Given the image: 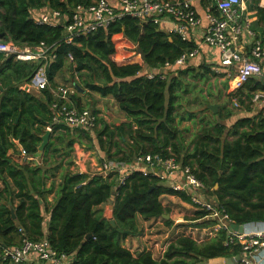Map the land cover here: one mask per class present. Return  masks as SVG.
I'll use <instances>...</instances> for the list:
<instances>
[{
    "label": "trees",
    "instance_id": "obj_1",
    "mask_svg": "<svg viewBox=\"0 0 264 264\" xmlns=\"http://www.w3.org/2000/svg\"><path fill=\"white\" fill-rule=\"evenodd\" d=\"M97 1L0 0V44L12 42L30 48L46 45L56 56L46 69L50 85L38 98L22 87L32 81L45 61L10 60L0 53V263L5 249L20 246L25 237L33 242L49 241L58 255L72 257L71 264H203L216 259L242 258L243 245L239 241L228 245L229 234L225 230L203 243L190 236H179L160 260L151 252L134 256L124 242L141 234V219L150 221L170 214L162 203L163 196H175L197 207L185 193L176 192L165 181L141 172L132 173L119 186L116 173L90 177L65 170L55 205L46 211L47 197L53 193L47 187L48 182L56 179L61 169L55 157L72 158L76 138L89 137L82 130L53 123L52 104L56 97L52 90L56 77L71 65L73 81L78 76L90 92L114 98L130 120L120 126L98 120L95 135L108 161L130 164L141 155L174 156L204 184L206 196L216 198L217 207L229 216L232 224L264 223V112L240 118L231 127L224 122L235 114L224 107L217 114L203 111L209 115L205 120L199 117L202 111L182 117L180 101L189 94L186 78H195V70L188 67L153 79L144 72L161 70L167 62H175L197 46L163 32L153 22L124 16L107 30L67 44L63 26L38 25L33 19L36 11L45 8L70 17L77 7H88ZM202 1L205 9L211 7L217 13L211 0ZM251 8L258 15L253 30L259 32L258 38L264 44V8L260 7V0H252ZM138 48L145 54V60ZM201 68L205 74L198 72L197 77L217 75L208 67ZM259 90L264 91V82L251 79L232 96L250 114L253 109L247 102ZM72 100L83 109L81 100L74 97ZM195 100L200 101L196 95ZM197 119L200 130L191 151L180 127L185 121ZM49 127L52 132L40 163L22 162V149L28 155L39 154ZM110 202L111 220H115L116 227L104 218L100 209ZM44 212L50 215L47 234L43 231ZM196 214L194 220L209 216L201 210ZM170 223L166 221L167 225ZM213 223L197 226L207 228L216 225Z\"/></svg>",
    "mask_w": 264,
    "mask_h": 264
},
{
    "label": "built area",
    "instance_id": "obj_2",
    "mask_svg": "<svg viewBox=\"0 0 264 264\" xmlns=\"http://www.w3.org/2000/svg\"><path fill=\"white\" fill-rule=\"evenodd\" d=\"M196 1L198 0H117V4L114 5L108 0H99L88 7H77L70 17L63 15L60 11L45 8L36 11L33 19L38 25L63 26L67 44H73L76 39L99 30H107L124 16H131L145 23L153 22L159 27L165 24L173 25V28L167 32L168 34H175L183 41H190L191 31L202 24L194 8ZM211 1L215 4L217 13H213L211 7L206 8L207 26L203 43L220 52V65L231 77L230 87L233 91H239L251 79L264 77V44L251 28L252 22L247 0ZM260 7L264 8V0H260ZM247 36L252 39L249 49L245 47L248 43ZM49 51L50 48L46 45L30 48L19 47L12 42L6 45L0 44V53L6 58L15 55L16 61L33 63L45 61L44 67L28 84L31 89L38 91L50 85L46 69L48 63L54 61L56 56ZM198 55L197 48L192 52L182 54L173 63L167 62L161 70L144 72V75L149 79L157 75L164 78L167 73H177L187 68ZM69 59L72 61L73 57L70 56ZM77 91L78 89L72 86L61 88L56 93L53 92L56 97V101L52 104L53 123L65 125L71 130L93 131L98 126L100 117L92 109H79L71 103ZM234 101L239 107L237 99ZM251 103L255 108L264 112V91L254 92ZM48 131L52 132V128ZM21 155L24 163H40L38 156L28 155L24 149L21 150ZM101 172L104 175L118 174L119 186L124 185L134 172L152 175L171 183L174 191L183 192L191 197L197 210L209 213L208 218L217 222L218 231H228V245L236 241L241 242L244 250L241 258L243 263L264 264V257L262 259L256 255L253 258L258 263H253L252 257L248 254L258 247L264 248V223L257 224L263 228L254 232H235L229 216L220 211L217 204H211L207 200L204 184L190 168H184L176 157L164 158L160 154H147L139 156L130 164L105 161L101 166ZM68 260L69 256L58 255L49 241L33 242L25 237L20 246L5 249L3 262L0 264H69Z\"/></svg>",
    "mask_w": 264,
    "mask_h": 264
},
{
    "label": "crops",
    "instance_id": "obj_3",
    "mask_svg": "<svg viewBox=\"0 0 264 264\" xmlns=\"http://www.w3.org/2000/svg\"><path fill=\"white\" fill-rule=\"evenodd\" d=\"M108 1L114 5L117 4V0H108ZM247 1H248V7H249V15H250V19L252 22L251 28L253 29V25L258 19V15H257V12L255 10H252V8H251L252 0H247ZM194 8L200 17L202 24L200 25V27L191 31V40L190 41H192L196 44V46L199 50V55L194 60H192L190 62L188 67L193 68L195 70L194 71L195 77L198 75V72H201L202 76L205 74L201 68L203 66L205 68L208 67L213 72H215L217 74L216 77H218L222 73L227 75L226 69H223L220 65V52L216 49H211V48L207 47L203 43L204 31H205V28L207 26L205 4L203 3L202 0H198V1L194 2ZM171 28H173V25H169V24H165V25L160 27V29L166 33ZM258 33H256V34H258ZM247 41H248V43L245 45V47L247 49H249V43L252 42V39L249 36H247ZM205 68H203V69H205ZM69 70H71V67ZM182 70H184V69H182ZM218 71H219V73H218ZM65 72L66 71L64 70L63 72L59 73L58 76L56 77V81H55L56 87L54 88V90H52L53 92L56 93L57 91H59V89L67 87L66 86L67 83H65V81L62 80ZM75 80L77 83L75 81H73V79H72L69 81L70 83H68V84H70L71 86L77 85L79 87L76 95H74L73 97L81 100L83 109H86V108L92 109L94 112H97L100 119L109 125L120 126V125H123L126 123H130V120L127 119L125 113H123L120 110V108H119V106L116 103L114 98L102 97L99 93L90 92L89 90L84 88V86L80 82L78 76L75 78ZM257 80L264 82V77H262L260 79L258 78ZM22 88L24 90H26L27 92L35 95L38 98L42 97L41 91L34 90V89L32 90L28 86V84H25ZM229 91L231 94H235L238 92V90L233 91L231 89V87H230ZM198 94H200V93L197 92V96H198ZM201 99H204V98L201 96ZM71 103H73L75 105L73 100L71 101ZM206 105H208V104H206ZM252 109H253L252 113L249 114L246 112V114H245L246 117H253L255 115H258L259 112H261L259 109L255 108L254 106L252 107ZM178 120H179V118H178ZM49 129H50V127L47 128V130H49ZM180 131L185 132V134L188 132V131L182 130V129H180ZM84 132L89 133V137L84 136V137L78 138V139L76 137H74V139L76 138V142L73 146L74 151H73V153H71L72 158L68 157L66 155L67 156L66 159L64 161L60 162L61 169L59 170L60 171L59 176L56 179L50 180L48 182L47 187L50 188L51 190H53V193L47 197V210L46 211L51 210L52 207L55 205V201L57 200V190H58L59 184L61 182V175L63 174V172L65 170H69L74 174H77V173L78 174H86V175H89L90 177H94L96 175H104L101 172V166H102L103 162L107 159H106L104 153L99 148L97 137H96V135H95V137L93 135H91L90 132H87V131H84ZM86 143H87V145H86ZM79 147H81L82 150H80ZM61 151H62V147H61ZM61 156H63V155H61ZM39 158L41 159V157H39ZM59 159H62V158H59ZM54 181H56V182H54ZM54 183H55V188H52V185ZM0 186H1V183H0ZM168 186L171 187V183H169ZM165 197L168 198L170 200V202L173 203L172 206H167L164 204L163 199ZM161 200H162L163 205L170 209V214H169L168 218L163 217L165 219V221H163L164 225L161 226V222H159L158 219L145 221L146 224H148L147 226H149V227H143L142 232L139 236L130 237L124 242V246L126 248H128L133 253L134 256L140 255L143 252H150L148 245L151 243H148V242H150L149 240H153L152 238H154V237L158 238L157 233H154L155 232L154 229H157L156 228L157 226H158V229L160 230V232H168L166 226H168V228H169L172 224H174L175 227H177V229H178L176 236L179 237V236L185 235V234H183L184 233L183 231H180V233H179V230H180L179 226H180V224H182V222H184L183 221V211L184 210H180L179 207L183 206V208H186V207L189 208L192 205L183 202L181 199H179L175 196H163ZM110 204H112V206H113L112 202H110ZM104 206L105 205H102L100 207V209L102 210ZM195 211L197 212V210H195ZM187 213H188V215L190 214L188 209H187ZM43 215L45 217V221L43 224V231L45 234H47L48 233V225H49V221H50V215L46 212H44ZM104 218L108 219V218H106L105 215H104ZM207 218L208 217H206L205 219H202V220H206ZM167 220L171 221L170 225L166 224ZM202 220H193V221L198 222V221H202ZM152 221H153V223H151ZM157 221H158V224L155 223ZM154 223L156 224V227H154L150 231V226H152ZM211 227L212 226H209L205 229L203 228L202 230L205 231L206 229H209ZM255 227H256L255 230H259V229L263 228L261 225H255ZM188 229H191V227ZM186 233H188V232H186ZM185 236H188V235H185ZM157 260H160V259H157ZM68 263L69 264L72 263V257H69Z\"/></svg>",
    "mask_w": 264,
    "mask_h": 264
},
{
    "label": "rangeland",
    "instance_id": "obj_4",
    "mask_svg": "<svg viewBox=\"0 0 264 264\" xmlns=\"http://www.w3.org/2000/svg\"><path fill=\"white\" fill-rule=\"evenodd\" d=\"M70 67H71L70 65L66 66V68L64 69L66 72L64 73L63 78H62V80L65 81V83H67L66 84L67 87H72L70 84H68V83H70L69 81L72 80L71 78L73 76L72 71L69 70ZM213 73H215V72H213ZM218 73H219V71H218ZM230 81H231V77L229 76V74L226 75L224 73H222L218 77H216V75H211L208 78H203V77H199V76L198 77L196 76L195 78H193L192 76H188L186 78V83H187V87L189 89V94L184 97L182 102L180 101V105H181V110L179 112L180 115L182 117L187 118L188 115H190V113H196V112L202 111V114L200 113L201 116H199V117H204L203 119L205 120V118L207 119L209 117V115L203 114V111L210 110L206 107L207 106L206 104H208V105H218V111L222 107H224L226 109H231V111L235 114V116L231 120H227L224 122L228 127H231L234 123H236L238 121V119L246 117V115H245L246 114V106L239 105V107H237L235 105V101H234L235 98L232 96V94L229 91L230 90ZM197 87H198V90H197ZM195 91L199 92L200 95L204 99H201L200 97H198L197 94H195ZM195 95L200 99V101L195 100ZM247 104L252 105L251 100L248 101ZM251 107H253V105ZM210 111H212V110H210ZM199 121H200L199 119L194 120V121H189V120L185 121L181 125V128H180L182 130L188 131L185 134V139H186V144L188 146H190L189 148L191 151H193L195 149L196 136L200 130V125H198ZM95 132H96V130L90 131L91 135H93L94 137H95ZM86 145H87V143H86ZM79 149L82 150L81 147H79ZM59 158H62V159H59ZM64 160H65V158H63L61 156L55 157V163L56 164H59L61 161H64ZM105 161H108V160H105ZM166 185H169V183L166 182ZM206 198L211 204H213V203L217 204L216 198L214 196L207 195ZM163 202L167 206L173 205V203L170 202V200L166 197L163 199ZM111 206H112V204L108 203L102 209L103 214L109 220L112 219V210L113 209L111 208ZM179 209L184 210L183 211V221L184 222H182V224H180V226H179V228H180L179 233H180V231H183L184 232L183 234L192 237L198 243L210 241L212 238H214L217 235L218 230H217L216 225H211L212 227L209 229H206L205 231L202 230L203 228H200L197 226V225L203 224L205 222H209V223L214 224L213 223L214 220H212L211 218H207L206 220H202V221H198V222L193 221L194 218L197 217V214L195 211V210H197L196 207L190 206L189 208H187V207L183 208V206H180ZM187 209L190 213L189 215L187 213ZM161 219L160 220L158 219V221L161 222V226H162V225H164L163 221H165V220L163 218H161ZM158 221L155 223L158 224ZM151 223H153V221ZM155 223L152 226H150V231L154 227H156ZM147 225L148 224H146V222L143 219H141L140 227H142V228L143 227H149ZM255 225H257V224H253V225H249V226L244 227V232L245 231H248V233L254 232L256 229ZM190 227H191V229H188ZM156 228L157 229H154L155 230L154 233H157L158 238L154 237V238H152L153 240H149L150 242H148V243H151V244H149L148 247H149V251L153 254L155 259H162V257L164 256V254H165L167 248L169 247V245L171 244V242L177 238L176 235H177L178 229H177V227H175L174 224H172L169 228H168V226H166L168 232H160V230L158 229V226ZM186 232H188V233H186ZM256 247H258V246H256ZM248 254H249V256L252 257L253 263H258L257 261H254L255 259L253 257L258 255V256L262 257V259H263L264 248L258 247V249L253 250L251 253L248 252ZM203 264H229V263H228L227 259H216V260L207 261Z\"/></svg>",
    "mask_w": 264,
    "mask_h": 264
},
{
    "label": "water",
    "instance_id": "obj_5",
    "mask_svg": "<svg viewBox=\"0 0 264 264\" xmlns=\"http://www.w3.org/2000/svg\"><path fill=\"white\" fill-rule=\"evenodd\" d=\"M138 51L142 54L143 56V59L145 60V54L143 53V51L141 50V48H138ZM10 60H13L15 59V55H11L9 57ZM2 63H0L1 65ZM75 87L77 89H79V87L77 85H75ZM198 96L201 98V95L198 94ZM208 109L212 110L213 113L217 114L218 113V105H207L206 106ZM20 119V116L17 118V122L19 121ZM50 136H51V131H47L46 134L43 136V143L42 145L40 146L39 148V154L37 155L38 157H41L42 153L44 152L48 142H49V139H50ZM113 195L115 196L116 195V192L113 193ZM111 208L113 209V206H111ZM12 213H13V218L16 219V216L14 214V209H12ZM166 218H168V215L167 216H164ZM111 225L113 227H116V222L115 220H111ZM232 228L235 232H239V233H243L244 232V226H238V225H232ZM89 238V237H88ZM229 264H233L235 262H240L241 261V258L240 257H237L236 261H234L233 259H228L227 260Z\"/></svg>",
    "mask_w": 264,
    "mask_h": 264
}]
</instances>
